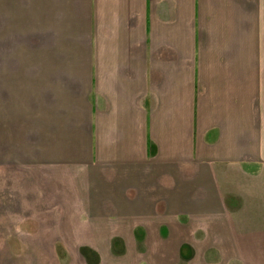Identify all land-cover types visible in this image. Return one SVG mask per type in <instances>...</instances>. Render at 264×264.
Wrapping results in <instances>:
<instances>
[{
    "label": "crops",
    "instance_id": "obj_1",
    "mask_svg": "<svg viewBox=\"0 0 264 264\" xmlns=\"http://www.w3.org/2000/svg\"><path fill=\"white\" fill-rule=\"evenodd\" d=\"M25 3L44 113L4 205L53 245L264 264V0Z\"/></svg>",
    "mask_w": 264,
    "mask_h": 264
},
{
    "label": "rangeland",
    "instance_id": "obj_2",
    "mask_svg": "<svg viewBox=\"0 0 264 264\" xmlns=\"http://www.w3.org/2000/svg\"><path fill=\"white\" fill-rule=\"evenodd\" d=\"M25 1L11 5L0 0V169L13 164L15 170L8 172L16 180L18 175L25 177L23 171L31 160L29 137L41 128L45 97L40 73L44 45L38 40V27L28 25ZM8 188L0 183V264H211L209 251L203 249L147 250L140 248V242L126 246L118 241L113 250L93 251L74 249L63 239L53 245L44 233L49 229L45 218L35 217L25 206L13 211L4 205ZM14 189L18 192L22 187ZM20 196L21 201L27 199L23 192ZM215 255L211 251V257Z\"/></svg>",
    "mask_w": 264,
    "mask_h": 264
}]
</instances>
